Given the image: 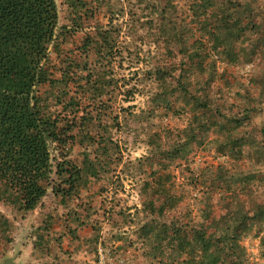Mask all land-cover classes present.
<instances>
[{"label": "rangeland", "instance_id": "1", "mask_svg": "<svg viewBox=\"0 0 264 264\" xmlns=\"http://www.w3.org/2000/svg\"><path fill=\"white\" fill-rule=\"evenodd\" d=\"M55 3L46 66L74 74L85 123L50 145L37 208L0 183V264H195L174 230L198 256L203 235L222 264H264V0ZM55 89L38 88L64 115Z\"/></svg>", "mask_w": 264, "mask_h": 264}, {"label": "trees", "instance_id": "2", "mask_svg": "<svg viewBox=\"0 0 264 264\" xmlns=\"http://www.w3.org/2000/svg\"><path fill=\"white\" fill-rule=\"evenodd\" d=\"M202 3L207 5L205 1ZM227 17V13L220 15L217 20L219 28L225 27ZM56 25L55 0H0V183L15 192L19 208L24 211L37 208L46 195L47 178L53 173L50 145H65L71 140L69 132L77 123H85L81 121L83 115H79L85 91L80 89V96L70 91L74 74L65 69L57 79L46 66ZM226 55L230 54L226 52ZM80 81L77 85L82 88L84 84ZM46 84L56 88L53 97L56 104L62 105L64 115L61 112L53 114L39 92V86ZM90 87L103 89L104 84L97 86L93 83ZM261 130L264 136V125ZM180 152L181 148L175 149L167 156L174 158ZM66 163L69 164V160ZM61 164L55 173L58 178L66 177L63 182L74 184L81 178V169L76 165L69 171L68 165L59 168ZM87 169L88 172L91 170L89 163ZM158 185L161 192L167 193L165 184L163 186L160 182ZM53 192L63 195L70 190L58 187ZM167 197L169 206L173 207L175 197ZM178 232L174 230L169 241L176 239L178 248L186 251L192 262L222 264V260L209 250L208 240L203 235L198 237V244L203 248L198 256L196 244Z\"/></svg>", "mask_w": 264, "mask_h": 264}, {"label": "crops", "instance_id": "3", "mask_svg": "<svg viewBox=\"0 0 264 264\" xmlns=\"http://www.w3.org/2000/svg\"><path fill=\"white\" fill-rule=\"evenodd\" d=\"M31 214L29 213L28 216H30Z\"/></svg>", "mask_w": 264, "mask_h": 264}]
</instances>
